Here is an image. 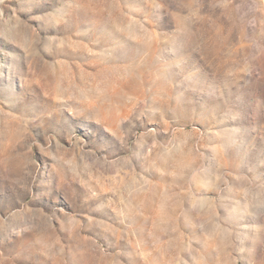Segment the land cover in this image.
<instances>
[{
  "label": "rangeland",
  "instance_id": "374dc122",
  "mask_svg": "<svg viewBox=\"0 0 264 264\" xmlns=\"http://www.w3.org/2000/svg\"><path fill=\"white\" fill-rule=\"evenodd\" d=\"M0 264H264V0H0Z\"/></svg>",
  "mask_w": 264,
  "mask_h": 264
}]
</instances>
